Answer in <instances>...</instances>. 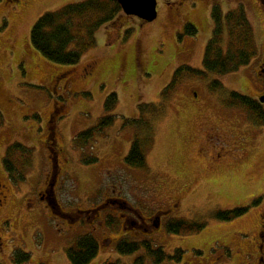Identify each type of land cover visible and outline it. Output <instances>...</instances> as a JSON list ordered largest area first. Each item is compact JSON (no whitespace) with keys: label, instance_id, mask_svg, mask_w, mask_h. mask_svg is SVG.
<instances>
[{"label":"rangeland","instance_id":"374dc122","mask_svg":"<svg viewBox=\"0 0 264 264\" xmlns=\"http://www.w3.org/2000/svg\"><path fill=\"white\" fill-rule=\"evenodd\" d=\"M81 1L0 0V183L9 191L0 206V264H17L18 249L30 255L20 264H70L67 249L85 235L98 243L89 264H135L139 256L143 264H155L143 249L131 255L116 249L121 240L144 239L181 257L158 264H249L264 212V123L230 94L258 101L264 92V76L256 72L264 48L262 1L157 0L153 21L121 12L95 29V45L77 65L52 63L32 47L31 28L44 13ZM214 5L223 15L244 10L254 32L253 58L222 76L185 71L168 88L177 68L203 70ZM186 25L196 34L187 35ZM227 39L225 32L223 48ZM215 81L221 87L214 88ZM112 93L117 102L108 112ZM108 114L114 121L101 133L77 138ZM49 139L59 161L58 203L74 221L27 201L49 175ZM134 141L143 151V167L125 162ZM7 152L13 173L3 163ZM106 196L126 201L136 222L171 203L175 210L164 220L203 228L190 235L165 226L125 230L117 222L125 212L109 210ZM99 207L102 217L111 215V226L92 220ZM241 208L247 210L235 219H219Z\"/></svg>","mask_w":264,"mask_h":264},{"label":"trees","instance_id":"16d2710c","mask_svg":"<svg viewBox=\"0 0 264 264\" xmlns=\"http://www.w3.org/2000/svg\"><path fill=\"white\" fill-rule=\"evenodd\" d=\"M121 12L119 4L110 0H83L79 3L69 4L55 12H46L38 18L31 28V45L41 56L52 63L75 66L79 63L82 53L95 45V29L113 22L114 17ZM211 18L213 35L205 47L203 70H194L189 66L177 68L168 88L174 86L177 79L185 71L197 76H203L205 72L222 76L236 72L250 63L255 54V38L253 28L244 10L238 7L223 15L220 7L214 5L211 8ZM184 32L193 36L197 31L192 25H186ZM225 32L228 39L224 49L221 38ZM128 33L129 31L126 32V34ZM213 85L214 88L221 87L218 81H215ZM230 95L238 104L247 107L253 115L264 123V111L258 107L254 99L237 92H232ZM116 102V94L108 95L105 101L106 111H111ZM113 121L114 117L108 114L101 118L95 127L80 133L77 138L90 140L94 133H101ZM50 132L53 133L52 131ZM50 132L49 134H51ZM51 145H53V140H47L46 146L50 152H52L53 148ZM14 147L24 152V147L20 144H16ZM8 152L3 158V163L6 170L9 173H13ZM125 162L132 167H143L145 165V157L137 141L132 143L130 151L125 157ZM19 177L21 176L19 175ZM246 210V208L230 210L220 214L219 219L223 221L233 220L244 214ZM112 223V219L108 218L107 224L112 225ZM202 228L203 226L176 220H173L167 226L169 232L180 235L195 234ZM116 246L118 253L124 255H131L143 249L144 253L155 264L165 259L175 261L181 259L180 255H176L177 250H175L174 255L170 256L164 252L162 247L154 245L147 239L132 242L121 240ZM66 254L70 264H89L98 254V243L91 235L81 236L77 239L74 247L67 249ZM13 257L14 261L20 264L29 260L30 255L18 249L14 252ZM143 261L144 258L139 256L136 258L135 264H143ZM104 264L121 263L116 261L105 262Z\"/></svg>","mask_w":264,"mask_h":264},{"label":"flooded vegetation","instance_id":"af4514ba","mask_svg":"<svg viewBox=\"0 0 264 264\" xmlns=\"http://www.w3.org/2000/svg\"><path fill=\"white\" fill-rule=\"evenodd\" d=\"M11 1H13V0H11ZM17 1H19V0H17ZM261 1L264 5V0H261ZM262 55H263V57L261 59V62L258 65V68L256 71L257 74L260 76H264V48L262 51ZM258 98H259V96H258ZM255 101H256L258 107L260 109H262V105L264 103H260L256 99H255ZM47 151H48L49 175H47L45 177L43 184L40 186V188H38L36 190V192L32 195L31 198H28L27 201L29 202L30 206H34L36 202H40L41 204L46 206L49 210H53L55 212H58L59 214H63L64 216L68 217L69 219H72V216H70L71 214L62 213L61 206L59 205L58 199L56 196L58 188H59V176H58L59 161H58V159L55 161L52 152H50L48 149H47ZM51 174H53V175L51 176ZM0 186L3 187V191H4V193L2 195H0L1 196L0 197V206H2L6 202L5 200L7 199V192H9V191H7L6 188H4L5 185L3 186L0 183ZM104 203L103 204L107 205L109 210H116V207L118 206L119 209H121V211L125 212V213H121L120 217L117 218L118 219L117 222H119L125 230L128 228V226L132 227V225L134 224L137 227L143 228L146 231L151 232L154 230H158L159 228H162L163 226H165V228H167L168 224H170L173 220H175V218H171V219H167V220L163 219V217L165 218V216L172 215V212L175 210V204L171 205V203H169L162 210L157 209L150 217H147V219L146 218L143 219L141 216L139 219H137L138 222L133 220V218L135 219V217L131 213V208L126 201L114 199V198L106 196L104 199ZM100 208L101 207H99L98 209H94L91 213L92 220L93 221L96 220V223H99V224L104 223V221L107 222L109 216L111 217V215H109V214L102 217L101 212L99 211ZM104 218H105V220H104ZM262 218H263V220L261 221L260 230L258 231V235H257V237H258V241L256 244L257 255L253 254L252 262H250L249 264H264V212L262 213ZM72 220L74 221L75 218ZM0 230H2V228H0ZM3 230H5L4 227H3ZM247 256H250V255H247ZM40 264H42V263H40ZM246 264H248V263H246Z\"/></svg>","mask_w":264,"mask_h":264},{"label":"water","instance_id":"95a60500","mask_svg":"<svg viewBox=\"0 0 264 264\" xmlns=\"http://www.w3.org/2000/svg\"><path fill=\"white\" fill-rule=\"evenodd\" d=\"M119 4L122 12L127 16L137 17L146 22L153 21L157 16V0H110ZM264 103V93L259 97Z\"/></svg>","mask_w":264,"mask_h":264}]
</instances>
